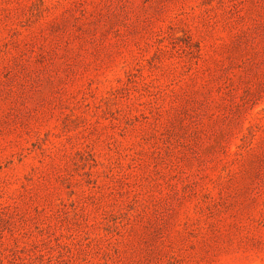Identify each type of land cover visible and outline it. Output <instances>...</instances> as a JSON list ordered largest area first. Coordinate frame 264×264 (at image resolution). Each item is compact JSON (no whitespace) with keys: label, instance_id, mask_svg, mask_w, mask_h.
Masks as SVG:
<instances>
[{"label":"rangeland","instance_id":"rangeland-1","mask_svg":"<svg viewBox=\"0 0 264 264\" xmlns=\"http://www.w3.org/2000/svg\"><path fill=\"white\" fill-rule=\"evenodd\" d=\"M0 264H264V0H0Z\"/></svg>","mask_w":264,"mask_h":264}]
</instances>
